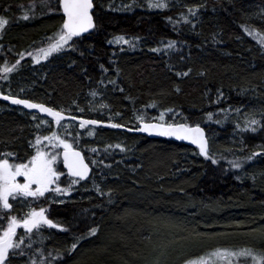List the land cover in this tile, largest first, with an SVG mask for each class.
<instances>
[{
  "label": "trees",
  "instance_id": "1",
  "mask_svg": "<svg viewBox=\"0 0 264 264\" xmlns=\"http://www.w3.org/2000/svg\"><path fill=\"white\" fill-rule=\"evenodd\" d=\"M32 1L0 0L1 16L10 21L0 34V63L40 47L38 39L52 28L53 41L58 38L64 23L60 0H48L51 15H38L48 4L38 2L27 15L32 23L23 22L25 9L9 10ZM118 1L96 0L95 28L73 37L32 75L26 72V86L17 90L25 95L15 93L121 127L72 121L79 130L70 135L72 145L85 154L93 176L80 183L85 187L76 185L69 200L47 209L60 228L17 233L24 243L6 264H151L167 228L171 241L185 245L174 253L199 245L187 251L198 252L211 240L261 252L264 241L247 235L246 221L249 228L264 226V44L257 40L264 33V0H172L164 8L140 0L147 3L131 11L115 7ZM180 12L186 20L175 25ZM125 35L140 41L133 47L112 43ZM18 108L0 110V157L23 161L43 135L36 132L42 120L20 115ZM253 119L259 123L251 124ZM154 120L204 126L208 154L124 129ZM61 172L78 182L63 165ZM187 202L197 206L194 214L183 207ZM12 204L10 211L0 206V235L10 216L22 213ZM174 255L168 258L175 263L180 255Z\"/></svg>",
  "mask_w": 264,
  "mask_h": 264
},
{
  "label": "snow or ice",
  "instance_id": "2",
  "mask_svg": "<svg viewBox=\"0 0 264 264\" xmlns=\"http://www.w3.org/2000/svg\"><path fill=\"white\" fill-rule=\"evenodd\" d=\"M61 2L66 19L60 32L57 34L58 38L55 39V43H50L46 49H39L37 62H39L41 56L46 59L53 52L61 50L73 37L80 36L90 28L95 27L91 14L94 6L93 0H61ZM153 7H167V5L164 3H156ZM24 18L27 19L28 17L25 16ZM7 23L8 20L0 17V30ZM249 35H253V33L249 31ZM258 38L264 44V37L258 36ZM118 39L123 40L122 37ZM124 43H128V41L124 40ZM3 70L6 73L12 71L6 65ZM3 98L5 100L11 99L13 104L24 105L29 109H39L41 112L47 113L54 118L57 126L65 118L61 111H56L43 104H35L25 99L10 96H4ZM142 119L143 117H141ZM163 119L164 117L161 115L160 120L163 121ZM97 123L98 121L96 120H83L80 123V127L95 125ZM250 123L254 125L258 124L259 121L253 119ZM111 126L116 128L121 127L119 124H113ZM138 130L161 136L176 137L181 140L189 139L193 143L198 144L201 152L207 155V140L204 137V130L199 125L193 128L187 124L144 123L143 127ZM252 130L255 131V128ZM43 140L47 141L53 150L62 147V154L55 151L45 152L37 148L35 155L27 163H10L8 158L0 159V206L4 210H12L13 204L9 202L10 198L15 200L27 197H43L50 191L58 193L67 192V188L61 189L58 184L59 177L62 173L58 172L55 167L61 155L64 165L68 168L72 176L78 177L79 179H87L90 171L89 166L85 163L82 153L75 150L71 143L66 139H62L57 132H52L51 135L44 136ZM41 142V139L37 138L36 144L39 145ZM7 155L10 156L11 154ZM236 167H241V165L236 164ZM19 177H23L25 182L21 183L18 180ZM54 185L55 187H53ZM42 226L51 228L61 227L45 215L43 208L39 211L33 208L19 219L15 215L11 216L7 220V226L4 228L2 235H0V264H6L9 260L10 252L20 248V245L24 243L23 237H17L18 229L22 228L26 233H32L33 230H39ZM96 231L97 229H92V234H95ZM197 235L202 234L198 233ZM247 235L252 236L254 239L264 241V226L251 228ZM76 247L77 245L73 243L72 250H75ZM168 251L169 245H158V256L153 261V264H162L161 258L168 255ZM240 257H250L252 264H264V250L256 252L252 248H241L239 251L217 248L206 255L193 259H185L183 264H233V258L238 260ZM32 264H35V261Z\"/></svg>",
  "mask_w": 264,
  "mask_h": 264
},
{
  "label": "rangeland",
  "instance_id": "3",
  "mask_svg": "<svg viewBox=\"0 0 264 264\" xmlns=\"http://www.w3.org/2000/svg\"><path fill=\"white\" fill-rule=\"evenodd\" d=\"M44 1L45 0H38V1L37 0H33L30 3L28 2L26 5H25V3H19L17 5V7L13 8V9L10 8L9 10L17 11V9H21L22 8L23 11L25 9V13H26V16H27L30 13L31 10H34L36 7H38L37 6L38 2H40L42 4V3H44ZM147 1L151 2L152 6L154 4H156V3H164V4L167 5V7H169V6H171V1L172 0H147ZM46 2H48V4L46 3V4H44V7L38 9L39 10L38 15H41L43 13H47L48 15L52 14V12H53V3L49 2L48 0H46ZM142 3H147V2H140V0H120V1L117 2V6H115V7H117L121 11H125V10L131 11L135 6H139ZM50 4H51V6H49ZM25 7H28L29 10L26 9ZM158 8H164V7H158ZM37 11H36V14H37ZM20 15L21 14L18 13L17 16L15 17V20ZM185 15H186V12L178 13L177 19H173V21L175 22V25H179L180 23L185 21L186 20ZM0 17H2L1 16V12H0ZM4 19H6V18H4ZM6 20H8V19H6ZM35 20H37V19H35ZM39 20H41V19H39ZM28 21L29 20L25 19L23 22H28ZM32 22L33 21H29V23H32ZM34 22H36V21H34ZM9 24H10V21L8 20V23L5 26H8ZM5 26H4V28L2 30H0V34L5 29ZM53 30H55V29L52 28L50 30V32L46 33L44 38H39L38 39V44H41V45H39L40 47L33 48V49L29 50V51H27V49H24L23 52H21V50H19V57L16 60L12 61V63L9 62V59H7V57L2 60V63H0V85H1L0 86L1 87L0 88V93L3 92V93H7V94H12V95H15V93H21V94L24 93V95H25V91L19 92L17 90H20L19 88L23 89L21 87V85L22 86H26L25 80H23L24 77H27L26 72H29L32 75V73L36 72V70L38 69L37 66H39L40 63L48 62L49 59L50 58L52 59L55 56V54L58 52V51L53 52L46 59L41 56L40 59H39V62H37V55H38L39 49H41V48H45L46 49V48L49 47L50 43H54L55 42V41H53V35H55V34H53ZM34 34L36 35V33H34ZM258 36L259 37H264V33L262 35L260 34ZM258 36H257V38H258ZM40 37H42V34H40ZM121 37L123 38V40L118 39V38H121ZM44 39H46L48 42H44ZM124 40H127L128 43H124ZM257 40L260 42L259 38ZM139 41H140L139 38H136L134 36L125 35V36H117V37H115L112 40V43L116 44V43H121L122 42L125 46L133 47L134 44L139 43ZM28 61L33 62L34 66H31V67H29V69L25 70V68H27L26 64H27ZM5 65L7 67L11 68L12 71L11 72H7V73L4 72L3 69H4ZM97 104H100V103H99L98 99H95V102H93V105L98 106ZM7 108H11V105L9 103H7L6 101H4V100L0 101V110H4V109H7ZM17 111H18V114H20V115H26V112H28V111H26V110L24 111L23 109H20V108H18ZM28 113H29V115L31 117H40L41 120H42L41 127L39 129L36 128V132L37 133H43V135L35 137V139L33 141V142H35L34 143L35 152H34L33 155H35L37 148H40V149H42L45 152L55 151V152L61 153V150L63 149L62 147L53 150L48 145V142L43 140L44 136L51 135L52 132L59 133V135L61 136L62 139H66L71 144H72L71 137H70L71 133L74 132V131L79 132V130H77L75 122H72L73 120L61 121L60 125L57 126L55 124V122L52 119H50V118L42 117L41 115H39L36 112H33V113L28 112ZM29 121L32 124L36 123V121L33 118H29ZM238 122L240 123V121H238ZM138 125H139V123H133L131 126L132 127H137ZM37 138H40L41 141H42L39 145L36 144ZM30 146L31 147H29V148H33L32 145H30ZM2 157H4V156H1L0 159H4ZM30 159H31V157L29 159L23 160V161H19V160H9V161H10V163H27ZM55 167H56L58 172L62 173V175H60L59 180H58V184H59L60 188L61 189L67 188L68 191L67 192H59V193L50 191V192L46 193L45 196H43V197H33L32 199H31V197H28L30 200H28L27 198H19V199H15V200L10 198V200H9L10 203H15L16 202V203L19 204V209H20V211L22 213L18 214V216H17L18 219L22 218L26 213H28L33 208L36 209L37 211H39L41 208H43L45 210V215L47 216V209L49 208V210H50V208L53 206V203H55V202L56 203H58V202H60V203L61 202H66L67 200H69L71 198L70 195L74 192V189L77 188V186H82L79 182H76V183L72 184V183H70V182H68L66 180L65 174L63 172H61V169H62L61 157L57 161V164L55 165ZM18 180L21 183L25 182V179L23 177H19ZM33 187H35V186H33ZM53 187H55V185ZM82 187H85V186H82ZM183 207L185 208V210L189 214H194L197 211V206L194 205V204H191L189 202H187V204L184 203ZM183 207H182V210H183ZM257 207L261 208V206H257ZM198 208L200 209V206H198ZM258 218H260V217H257V220H258ZM246 224H249V225H247L248 226L247 230L251 229V228H249L250 219H248L246 221ZM20 230H22V228L18 229L17 233ZM168 236H170V237H168ZM172 236H173V230L170 229V228H167L166 231H164L160 235L161 244L169 245L168 255H166V256L161 258L162 259V264L164 263V259H166V264H183L185 259H193V258H196L198 256L206 255V254L214 251L217 248H227V249H231V250H234V251H239L241 249V248L240 249H236L237 247H235V246H232V248H230V247H227L225 245L220 244V243H224V241L223 242L221 241V242L217 243L214 240H211V241H207L206 245L204 247L201 246V248L199 249L200 251H198V252H195V253L190 252L191 254L187 253L188 250H196V249L198 250V246L199 245L198 246H190V247L185 248L183 250H178L177 252L174 253V249L175 248H179V247L183 248L185 245H184L183 241L179 242L177 244L175 243V241H171L170 238ZM227 238L228 239H232L229 236ZM208 239H211V238H208ZM218 244L221 245V246L217 247ZM249 244L254 245V243H249ZM247 247L248 248H252V247H249V246H247ZM247 247H243V248H247ZM252 249H254V248H252ZM255 251L258 252V250H255ZM150 253H152V252H150ZM150 253H149L148 256L151 255ZM152 254L153 255L151 257V264H153V261L157 258L158 252L155 250V252L152 253ZM171 254L180 255V259L177 260L174 263L171 259H173L175 255L173 256ZM168 256L171 257V259H169ZM233 264H252V261H251V259L249 257H240L238 260L236 258H233Z\"/></svg>",
  "mask_w": 264,
  "mask_h": 264
},
{
  "label": "water",
  "instance_id": "4",
  "mask_svg": "<svg viewBox=\"0 0 264 264\" xmlns=\"http://www.w3.org/2000/svg\"><path fill=\"white\" fill-rule=\"evenodd\" d=\"M60 2H61V0H60ZM94 2H95V0H93V5H94ZM60 7H61V11H62V14H63V17H64V21H65L66 17H65V15H64V13H63L62 2H61V6H60ZM94 7H95V6H93V9L91 10V14H92V16H93V22H94V24H95V19H94V15H93ZM94 28H95V27H94ZM94 28H90L87 32L82 33L80 36H85V35L89 34ZM4 96H10V97L19 98V99H25V100H28V101H30V102H32V103H35V104H43V105L46 106V107H50V108H53V109L56 110V111H59V110L55 109L54 107H52V106H50V105H47V104H45V103H38V102H36V101H34V100H31V99L21 98V97H17V96H13V95L1 94V98H2L4 101L10 103L11 105H17V104H13L12 101H11V99L5 100V99L3 98ZM17 106H20V107L23 108L24 110H27V111H30V112H38V113H40V114H42V115L50 116V115H48L47 113L41 112L39 109H29V108L25 107L24 105H17ZM61 112H62V111H61ZM62 114H63V116L65 117L63 120H76V121H78V122H80V123H81L83 120H96V121H98V123L95 124V125H86V126L108 127V126L111 125V123H108V122H105V121H102V120H97V119H92V118H85V117H78V116H74V115L66 114V113H64V112H62ZM50 117H52V116H50ZM73 117H75V119H73ZM52 118H53V117H52ZM144 123L152 124V123H162V122H159V121H150V122L142 121V122L139 124V126H137V127H135V128L124 127V129H125V130H128V131H130V132L136 133V134L145 135V136L150 137V138H164V139H169V140H172V141H179V142H182V143H185V144H188V145H190V146L197 147V148L200 149V147H199L198 144L193 143V142H192L191 140H189V139L181 140V139H177L176 137L161 136V135H157V134H154V133H148V132H144V131H140V130H138V129H140V128L143 127V124H144ZM165 124H166V123H165ZM175 124H186V123H175ZM187 125H189V124H187ZM189 126L194 128V127H196L197 125H189ZM199 126L204 130V137H205V139L207 140V151H208V150H209V147H210V139H209V136H208L207 129H206L204 126H202V125H199ZM74 149L77 150V151H80V152L82 153V151H81L80 149H77V148H74ZM200 150H201V149H200ZM62 152H63V151H62ZM61 154H62V153H61ZM82 155H83V153H82ZM61 156H62V155H61ZM83 157H84V161H85V163L88 164L90 171H89V173H88V177H87V179H82V180H88V179L92 176L93 169H92L91 165L88 163V161H87V159L85 158L84 155H83ZM62 161H63V159H62ZM63 166H64V168L66 169V171H67V173H68V175H69L70 177H73V178H77V179H79L78 177L72 176V175L70 174L68 168L64 165V163H63Z\"/></svg>",
  "mask_w": 264,
  "mask_h": 264
},
{
  "label": "bare ground",
  "instance_id": "5",
  "mask_svg": "<svg viewBox=\"0 0 264 264\" xmlns=\"http://www.w3.org/2000/svg\"><path fill=\"white\" fill-rule=\"evenodd\" d=\"M96 1V0H95ZM94 6H95V2H94ZM94 10H95V7H94ZM93 15H94V11H93ZM94 19H95V17H94ZM95 25H96V22H95ZM37 102V101H36ZM38 103H43V102H38ZM46 104V103H45ZM48 105V104H47ZM56 109V108H55ZM58 110V109H57ZM27 111V110H26ZM60 111V110H59ZM28 112H30V111H28ZM30 113H33V112H30ZM36 113H38V112H36ZM39 115H41L42 117H46V118H50V119H52L53 121H54V118H52V117H50V116H45V115H42V114H40V113H38ZM67 114V113H66ZM235 114V113H234ZM69 115H71V114H69ZM240 115V114H239ZM74 116H77V115H74ZM78 117H84V116H78ZM85 118H91V117H85ZM237 118V117H236ZM92 119H95V118H92ZM98 120V119H97ZM62 121H64V120H62ZM73 121H76V120H73ZM154 121H158V120H154ZM55 122V121H54ZM76 122H78V121H76ZM147 122H150V121H147ZM159 122H161V121H159ZM80 123V122H79ZM162 123H164V122H162ZM112 124V123H111ZM166 124H172V123H166ZM175 124V123H174ZM2 149V148H1ZM78 149H80V148H78ZM4 151V150H3ZM83 155L85 156V154L83 153ZM85 158L87 159V157L85 156ZM87 161H88V163L91 165V163L89 162V160L87 159ZM91 167H92V169H93V166L91 165ZM250 247V246H249ZM238 248V247H237ZM241 248V247H240ZM248 248V247H247ZM253 248V247H252ZM259 252V251H258Z\"/></svg>",
  "mask_w": 264,
  "mask_h": 264
}]
</instances>
